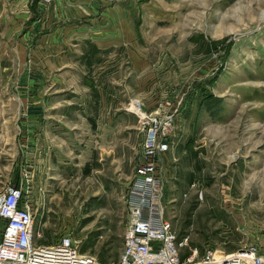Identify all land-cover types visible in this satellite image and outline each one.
Returning <instances> with one entry per match:
<instances>
[{
	"label": "rangeland",
	"instance_id": "rangeland-1",
	"mask_svg": "<svg viewBox=\"0 0 264 264\" xmlns=\"http://www.w3.org/2000/svg\"><path fill=\"white\" fill-rule=\"evenodd\" d=\"M135 104L173 120L160 180L181 253L264 256V0H0V194L29 198L36 244L120 259Z\"/></svg>",
	"mask_w": 264,
	"mask_h": 264
},
{
	"label": "built area",
	"instance_id": "built-area-1",
	"mask_svg": "<svg viewBox=\"0 0 264 264\" xmlns=\"http://www.w3.org/2000/svg\"><path fill=\"white\" fill-rule=\"evenodd\" d=\"M42 1L51 5L54 0ZM133 112L145 137L130 193L131 220L122 254L117 262L109 264H264L257 247L236 253L207 250L202 257L197 248L181 253L185 243L164 219L160 180L159 162L169 150L173 120L147 114L139 105L133 107ZM0 218L5 222L0 236V264H104L83 255L70 236L53 245L36 244L35 210L19 187L0 194Z\"/></svg>",
	"mask_w": 264,
	"mask_h": 264
},
{
	"label": "trees",
	"instance_id": "trees-1",
	"mask_svg": "<svg viewBox=\"0 0 264 264\" xmlns=\"http://www.w3.org/2000/svg\"><path fill=\"white\" fill-rule=\"evenodd\" d=\"M0 220L2 221V225H1V227H0V235H1V233L3 232V230H4V227H5V222L0 218ZM103 263V262H102ZM104 264H107V263H104Z\"/></svg>",
	"mask_w": 264,
	"mask_h": 264
},
{
	"label": "bare ground",
	"instance_id": "bare-ground-1",
	"mask_svg": "<svg viewBox=\"0 0 264 264\" xmlns=\"http://www.w3.org/2000/svg\"><path fill=\"white\" fill-rule=\"evenodd\" d=\"M135 106H136V104H135Z\"/></svg>",
	"mask_w": 264,
	"mask_h": 264
}]
</instances>
